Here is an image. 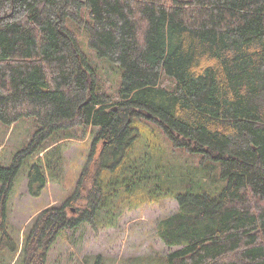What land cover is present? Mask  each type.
<instances>
[{
    "label": "trees",
    "instance_id": "trees-1",
    "mask_svg": "<svg viewBox=\"0 0 264 264\" xmlns=\"http://www.w3.org/2000/svg\"><path fill=\"white\" fill-rule=\"evenodd\" d=\"M67 20L121 70L115 100L100 90ZM24 118L37 130L10 167L0 165V214L24 160L50 138L88 129L102 147L72 195L37 214L22 264H47L65 232L98 230L119 192L134 199L128 209L170 198L150 190L152 170L135 154L143 121L173 147L219 164L225 181L214 193L171 197L177 210L155 231L173 249L165 262L264 264V0H0V123Z\"/></svg>",
    "mask_w": 264,
    "mask_h": 264
},
{
    "label": "rangeland",
    "instance_id": "rangeland-1",
    "mask_svg": "<svg viewBox=\"0 0 264 264\" xmlns=\"http://www.w3.org/2000/svg\"><path fill=\"white\" fill-rule=\"evenodd\" d=\"M66 26L75 35L89 64L97 70L100 90L115 100L121 70L106 59L97 58L87 45V33L83 28L71 20H67ZM162 83L164 86L170 84L168 80ZM140 126L144 132L141 140H137L135 154L145 155L144 167L152 170L148 187L155 190V194L170 198L128 209L134 199H129L124 191L119 192L120 199L114 198L106 206L112 211L109 217L104 211L100 212L96 220L98 230L85 226L74 234L65 232L50 248L47 264H167L164 256L173 249L162 244L155 231L160 219L177 210L171 197L187 189L194 193L203 190L214 193L224 186L225 181L219 177V164L202 161L201 154L173 147L153 124L143 121ZM36 130L33 118H24L10 127L0 123L2 167L12 165L16 153L27 146ZM94 141V131L77 129L63 141L52 142L50 138L42 144L45 146L42 153L24 160L12 184L6 208L0 214V264H22L21 249L37 214L51 205H62L77 189L85 168L89 173L93 170L90 154H99L102 147ZM33 165L42 166L38 170L40 178L31 175ZM85 181L86 178L81 184ZM41 183L43 188H40ZM117 212H121L118 224L113 228L104 227L107 222H115L111 216Z\"/></svg>",
    "mask_w": 264,
    "mask_h": 264
}]
</instances>
